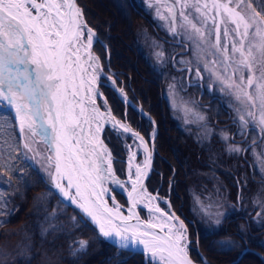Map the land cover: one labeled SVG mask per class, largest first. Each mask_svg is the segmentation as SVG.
<instances>
[{
  "label": "snow or ice",
  "instance_id": "1",
  "mask_svg": "<svg viewBox=\"0 0 264 264\" xmlns=\"http://www.w3.org/2000/svg\"><path fill=\"white\" fill-rule=\"evenodd\" d=\"M160 3L149 0L148 6L156 7L174 38L179 30L195 45L205 61L203 71L234 96L241 134L249 125L264 133V8L257 11L252 0H175L164 5V15ZM94 37L76 0H0V106L15 109L24 149L31 152L35 144L25 133L40 137L54 188L100 235L114 241L118 254L142 246L152 264H193L184 222L174 212L152 205L157 197L144 187L152 161L148 142L116 120L107 101L104 111L96 104L103 68L91 51ZM156 55L163 58L162 52ZM196 75L202 78L199 67ZM169 87L175 95V85ZM120 92L123 95V89ZM108 123L120 135L130 133L146 153L142 165L135 163L138 152L129 146L127 181L116 176L112 154L100 138ZM229 151L244 149L235 146ZM110 185L127 191L128 215L115 197L109 206ZM144 200L149 216H158L160 223L140 220L135 209ZM55 218L53 213L49 219ZM85 246L81 241L75 251Z\"/></svg>",
  "mask_w": 264,
  "mask_h": 264
},
{
  "label": "trees",
  "instance_id": "2",
  "mask_svg": "<svg viewBox=\"0 0 264 264\" xmlns=\"http://www.w3.org/2000/svg\"><path fill=\"white\" fill-rule=\"evenodd\" d=\"M111 1L119 12L125 10L131 19L138 17L132 23L131 34L127 35L128 47L121 44L119 36L114 35L117 22L95 14L90 9L89 0H77L86 21L100 38L96 40L95 47L97 46L96 52L101 56L103 64H106L107 70L110 68L116 73L117 84L124 88L131 100L140 104L155 121L157 131L154 139V169L146 183L148 189L150 191L157 189L160 195L168 196L177 214L185 220L191 239L190 253L196 261L202 264H246L251 260L257 264H264L252 251H246L234 262L245 241L264 252V245L253 241L247 232L251 214L249 212H253L248 211L251 204L244 206L241 203L239 207L237 204L239 186L236 182L238 179L236 170L240 168H235L233 158H227V153H219L221 145L216 136L208 141L198 138L189 132L186 124L182 126L173 116L163 94L161 82L156 78L152 61L141 47L140 39L133 33L135 26L138 25L137 19L142 18V15H139L140 7L132 0ZM141 77L145 79V83ZM101 89L116 116L121 119L126 117L147 139L152 136V121L130 103L125 104L111 86L104 84ZM5 118L12 130L9 136L15 139L17 145L12 119L10 116ZM165 130L171 138L172 134L174 137L181 136L184 143L177 144L171 151L168 148V135H164ZM113 133L106 129L104 136L115 157V171L120 177H124L126 151L117 135ZM186 146L192 151V155ZM172 154L180 161L183 169L173 159ZM187 154L191 155L188 167L183 165L185 160L189 162ZM244 167L245 164L243 169ZM192 169L198 172L193 174L190 172ZM0 172L7 177L4 179L2 176V179L6 180V200L11 204V212L0 224V252L3 253L0 264H146L142 253L124 251L118 254L116 246L105 241L76 209L64 204L52 188L20 158L17 147L16 151L14 149L10 151L6 161L0 155ZM239 183L241 201L247 192L245 190L242 193L246 188L240 177ZM192 186L195 194L201 199L209 200L213 203L212 206L223 200L225 205L232 209L228 217L235 211L247 216L249 220L242 217L244 221L242 220L241 224L233 219L227 221L228 217H225V222L223 220L224 223L220 227L205 228L204 223L199 220L201 216L198 213L199 209L197 215L193 213ZM115 195L121 200V193L116 191ZM56 204L65 206L68 219L64 224L57 222L53 230L46 228L45 217ZM73 215L75 218L71 217ZM234 224L236 228L232 226ZM44 229L48 231L45 233ZM237 230L242 235H239ZM81 241L86 242V246L77 252L75 250L80 248ZM200 251L208 259V263L201 259Z\"/></svg>",
  "mask_w": 264,
  "mask_h": 264
},
{
  "label": "rangeland",
  "instance_id": "3",
  "mask_svg": "<svg viewBox=\"0 0 264 264\" xmlns=\"http://www.w3.org/2000/svg\"><path fill=\"white\" fill-rule=\"evenodd\" d=\"M89 1H90L89 2L90 9L94 11L95 14L103 18L107 17L110 20L112 19V21L117 22V27L114 30V35L119 36L121 44L128 47L129 43H128L127 35L129 36V34H131L130 31L132 29V23L138 17L136 16V18L133 17L131 19V17H129L126 14L125 10H123L122 12L121 11L119 12L115 4L111 0H89ZM135 1H141V0H135ZM142 1H143L142 5L145 9L143 10V12L146 11V13L144 15L139 13L140 16L142 15L141 16L142 18L141 20L137 19L138 25L136 24L137 27L135 26L133 33L135 34V36H137V38L140 39L141 47L144 49L145 54L148 55L149 59H151L152 61V64H153L152 66L154 68L156 78L161 82L163 94L171 107L173 116L178 119L179 123L182 126L186 124V126H188L189 128V132L193 133L198 138H203L208 141L210 140V138L213 139L214 136L217 137L216 138L217 141H219L220 145L223 147V148L221 147V149L219 147L218 149L219 153L223 154L225 151V153H227V158H231V159L233 158V163L235 162V168L236 169L240 168V170H236L238 171V173L239 171H241V174L237 175V178H238L236 181L237 184L239 182V177L241 178V182L243 185H247V182L248 183L252 181L254 182V186L248 187V189L250 190V194L247 196V193H246L242 197L241 203L244 206L250 203L251 208L248 211L255 210L254 212H258L262 214L263 222H262L261 229H263L262 230L263 233L262 235H259L258 239L256 238L255 241L260 242V243L262 242L264 244V184L262 183V181L264 182V162H262L261 160V157H264V133H261L260 129L256 127L255 125H249V127L243 131V134L244 132L248 133V137H246L245 139L241 140V142L238 143L237 141H233V139H237V140L242 139L243 134H241L240 131L234 132L233 131L234 127L232 125L227 126V127L222 126L221 124H223L224 121H221V120L216 121V122L212 121V116H210V114L206 110L207 108L206 106H208V104L210 105L216 104L217 108L216 109L213 108V110L217 112L216 114H218V111H220L222 112L220 115H222L224 118L226 117L225 116L226 113L223 111L220 105L221 96H218V94H216L217 98H212L211 96H209L211 94L202 93L199 99H197V93H198L199 87L196 89L195 86H192V87L187 86L186 75L189 71V68L187 66L181 67L184 64H190L191 65L190 80L197 79L199 82L201 81L203 82L202 85L205 88H207L208 86H212L214 87V90L216 89L219 92L222 91L219 83H216L214 85L213 84L214 78L210 79L209 73L203 71L204 63H205L203 55L195 51V45L191 44L190 41L184 39L182 32H180L179 30L177 34L181 36L180 37L182 39L181 44L177 45L176 43H173L172 40L175 39L176 36L174 38L171 32L169 31L168 23L158 18L156 7L148 6L149 0H142ZM153 2H155V0H153ZM172 2L174 3L175 0H161V3L157 6L160 7L161 12L164 15H167V9L164 7V5L172 4ZM252 2H253V6L257 8V11H260L262 8H264V0H252ZM92 29L97 35V32L95 31V29L94 28ZM92 48H93V52L95 53V55L100 58V64L103 68V75L101 76V79H100L101 86H103L104 84L113 86L112 80L113 79L117 80L116 75H115L116 73L114 71L109 72L107 70L108 67L107 68L105 67L106 64H103L101 56L98 55L96 52L97 46L95 47V40L93 42ZM184 49H187V51L184 52L183 51ZM158 52L163 53L162 59L157 57L156 53ZM178 52H184V53H178ZM207 59L210 61L212 60V57L209 55ZM181 60H183L184 63H180ZM198 67L201 70L202 78H198L196 75V70ZM109 77H111V79H109ZM141 79L145 83V79L142 77ZM170 85H175V95H173V90L170 89L169 87ZM208 99H210V101ZM205 101H208V102L205 103ZM223 103L224 102H222V104ZM225 103H227V105L231 108L234 107L236 111L237 101L235 100L234 96L228 94L227 102ZM229 104H231L232 106H230ZM99 105L101 108L105 109V104L103 102H99ZM1 116L7 117V112L3 106H0V117ZM197 116H202L203 119L202 120L197 119ZM234 116H237L236 112L234 113ZM234 116L232 115V118H234ZM7 126L8 125H6L5 123L3 124L2 121H0V155L4 161H6L7 154H9V151L13 148V147H9V145H13V143H12V139H10L8 136L7 130L5 129L7 128ZM109 130L112 133L114 132L113 133L114 135H117L115 133L116 131H114L113 129H109ZM165 131L166 132L164 135L167 136L168 132L167 130ZM232 133H233L232 135L233 139L231 140ZM124 135L125 134H122V135L119 134L116 137L119 138L121 146H123L125 151H127V158H126L127 159L126 173H127L129 146H131L132 151L138 152V155L135 160L136 163L143 164L144 158H143L142 148L137 147L138 145L137 141L136 140L134 141L132 138H128ZM225 135H227L228 137L227 140L223 138ZM106 136H107V133H106ZM109 136L110 135L108 134V138ZM124 138L125 140H123ZM176 139H178V141H176ZM168 142H169L168 148L171 151L177 146V144L180 145L181 143H184L183 138L181 136L174 137L173 134H172V138L171 136L168 135ZM249 142H252V143L255 142V143L251 146H248L243 153L242 151L240 152H230L229 151V147L239 146L243 148L244 144L245 143L248 144ZM186 148L188 149V146H186ZM188 152H190L192 155V151L190 149H188ZM188 155L189 154H187L186 156H187V161L189 162H186L185 160V163H183V165L187 167L190 165V160H191V155H189V157ZM245 155H246V159L250 160V163H252L251 164L252 178L248 174L249 168L244 170L246 168L244 167L243 169V166L245 164L243 158L245 157ZM172 156H173V159L178 162V165L180 166V168L183 169L177 157L174 154H172ZM229 167L230 165L228 166L227 169H229ZM134 171H135V168L133 167L132 169L133 174H134ZM190 172H193V174H195V172L197 173L198 171H194L192 169V171ZM2 176L4 177V179H7V177L2 172H0V222H3L8 217L9 213L11 212V204L6 200V188H5L6 180L2 179ZM129 186L130 184H128V187ZM111 189L112 191L114 190V192H116L115 187L112 185H111ZM191 189L193 190L192 191V199H193L192 209L194 210L193 213L196 214L200 207L206 214L210 215V217L208 218L206 217L203 218L202 215L199 218L200 222L204 223L205 228L212 229V228H218L221 225H223V220L229 213H231L230 211L232 209H229V207L225 205L223 200H221L219 204L216 203L215 206H212L213 203H211L209 200L206 201L205 199H201L198 195L195 194L194 186H192ZM156 190L157 189H155L152 192H156ZM121 195H122L120 197L121 200L118 199V197H117V200L125 204V202H122L123 200L125 201V197L123 196V194ZM157 202L162 203V204L165 203L164 206H166L167 208L166 199L158 197ZM229 206L231 205L229 204ZM141 211H142V214L146 218H149V219L151 218L149 216L148 210L142 208ZM53 213H55L56 218L54 220H51L49 218L51 217ZM63 215H64L63 218H66L65 220H63L62 218ZM67 215L68 213H66L65 211V206L56 204V206H54L51 212H49L45 217L47 220L46 228H51L50 225H55L57 222L64 224L65 221L68 219L66 217ZM71 217L75 218V215ZM242 217L244 216H237V218L233 220L239 221V223L243 224L244 219ZM52 221H55V222H52ZM253 224L254 223L251 222V218H250L249 224L247 225V227H249L247 232L252 235H253ZM232 226L236 228L235 224ZM2 257H3V253L0 252V260H3ZM246 264H257V263L249 260L246 262Z\"/></svg>",
  "mask_w": 264,
  "mask_h": 264
},
{
  "label": "bare ground",
  "instance_id": "4",
  "mask_svg": "<svg viewBox=\"0 0 264 264\" xmlns=\"http://www.w3.org/2000/svg\"><path fill=\"white\" fill-rule=\"evenodd\" d=\"M77 2V1H76ZM77 5H78V2H77ZM83 12V11H82ZM83 19H84V21H86L85 20V17H84V15H83ZM87 23V22H86ZM94 40H95V37H94ZM85 42H86V40H85ZM91 51H92V54L94 55V56H96L95 55V53L93 52V50L91 49ZM100 79H101V77H100ZM100 79H99V81H98V83H97V87L99 86V83H100ZM114 80H112V82H113ZM113 86L116 88V95L125 103V102H127V101H130V102H132V100L129 98V96H128V94L126 93V91L123 89V95L121 94V92H120V87H118V85L116 84V82H115V84H113ZM125 96H126V99H125ZM97 102H98V98L96 99V104H97ZM109 106H110V110L112 111V113H113V110H112V107H111V105H110V103H109ZM114 114V113H113ZM116 120H118V121H120L121 123H123V124H125L124 123V120L123 119H121V118H119V119H116ZM108 126H110L111 128H112V125H111V123H108L107 124ZM119 131H123V129H120ZM101 134V133H100ZM137 141V143L139 144V141L138 140H136ZM103 143H104V145H106V143L104 142V140H103ZM107 146V145H106ZM108 148V147H107ZM109 150V149H108ZM110 151V150H109ZM251 164L252 163H250V160H248V161H246L245 162V169L244 170H246L247 168H249L248 169V174H249V176L252 178V176H251V174H252V169H251ZM142 165V164H141ZM135 168V167H134ZM134 173H135V171H134ZM241 174V171L238 173V175H240ZM257 180V179H256ZM127 181V180H126ZM262 183H264L263 181H262ZM112 186H114V187H116V188H119L118 186H115V185H112ZM244 186V188H246V189H243V191H242V193H244V191L246 190V192H247V196L250 194V190L248 189V187H252V186H254V182L252 181V182H247V185H243ZM110 187V191H109V193H107L106 194V198L108 199V197L111 195V197H115L114 196V194H113V191H112V189H111V185L109 186ZM130 187H131V185H130ZM130 187L128 188V190H130ZM146 188V187H145ZM146 190H147V193H149V194H151L150 193V191L146 188ZM122 191H123V194L126 196V197H128L127 196V191L126 190H124V189H122ZM152 195V194H151ZM153 196V195H152ZM248 199H249V197H248ZM145 204H148V201L147 200H144L142 203H140L138 206H137V209H140V208H144V209H146V210H148L149 211V208H147V207H145ZM152 205H158L159 206V204L157 203V201L156 200H154V201H152ZM207 206V205H206ZM160 207V206H159ZM161 209H162V207H160ZM212 209V208H211ZM199 213L202 215V217L204 218V217H206V218H208V217H210V215L209 214H206L200 207H199ZM231 212V211H230ZM233 214H235V215H232L231 217H228L229 215H230V213L226 216V217H228V219H227V221H230L231 219H235V218H237L236 217V213H235V211H234V213ZM153 222H155V223H160L161 221H160V219L158 218V216H152L151 218H150ZM149 219V220H150ZM179 219L180 220H182L183 222H184V224H185V226H186V228H187V235H188V238L190 239V236H189V231H188V225L186 224V222H185V220L184 219H182V218H180L179 217ZM205 222V221H204ZM224 223V222H223ZM256 227V225H254L253 224V235L251 236L250 235V237H251V239L253 240V241H255L256 240V238L258 239V236L259 235H262V229H261V226H260V229H254ZM260 230V231H259ZM239 235H242L238 230L236 231ZM255 234V235H254ZM189 242H190V240H189ZM245 248H247L245 251H243ZM246 251H252V252H254V253H256L257 254V252L256 251H259L261 254H262V257L260 256V255H258L262 260H263V262H264V252L263 251H261L259 248H257V247H254V246H250L246 241H245V245L243 246V248L241 249V251H240V253H239V255L234 259V262H236V261H238L241 257H242V255L246 252ZM189 255H190V257L193 259V260H195L194 259V257L191 255V253H190V248H189ZM200 255H201V259L205 262V263H208V259L202 254V252L200 251ZM148 260H150L151 261V258H150V256H147L146 257ZM196 261V260H195ZM196 262H198V261H196ZM199 264H202V263H200V262H198Z\"/></svg>",
  "mask_w": 264,
  "mask_h": 264
},
{
  "label": "flooded vegetation",
  "instance_id": "5",
  "mask_svg": "<svg viewBox=\"0 0 264 264\" xmlns=\"http://www.w3.org/2000/svg\"><path fill=\"white\" fill-rule=\"evenodd\" d=\"M193 84H196V81H194L193 82ZM220 94L221 95H218V96H221V102H220V105H221V107H222V109H223V111L226 113V117L224 118L222 115H220L222 112H220V111H218V114H216L217 112L216 111H214L213 110V108H217V106L215 107L214 105H208V106H206L207 108H206V110H207V112L210 114V116H212V121L213 122H216V121H224V123L223 124H221L222 126H225V127H227V126H230V125H232L233 127H234V129H233V131L234 132H237V131H240L239 130V119H238V116H234V113L236 112L235 111V109H234V107H229L228 105H227V103H225V102H227V97H228V92H225V91H220ZM200 95H201V93H200ZM222 102H224L223 104H222ZM225 104V105H224ZM219 105V106H220ZM227 105V106H226ZM230 106H232L231 104H229ZM222 111V110H221ZM237 113V112H236ZM232 115L234 116V118H232ZM230 117V118H229ZM229 118V119H228ZM228 119V120H227ZM207 120V119H206ZM226 120V121H225ZM221 123V122H220ZM232 135H233V133L231 134V139H233L232 138ZM246 137H248V133L247 132H244V134H243V136H242V139H240V140H237V139H233V141H237L238 143L239 142H241V140H243V139H245ZM252 145V142H249L248 144L247 143H245L244 144V147H243V149H244V151L246 150V148L248 147V146H251ZM244 151H242V153L244 152ZM247 160V159H246ZM248 161V160H247ZM264 184V183H263ZM258 214V213H257ZM237 216H239V215H237ZM236 216V217H237ZM258 215H256V218H258L259 216H262V214L261 215H259L258 217H257ZM253 217H255V215H253ZM258 219H260V218H258ZM256 225V227L254 228V229H260V225L258 224V223H256L255 224ZM261 230V229H260ZM259 230V231H260ZM263 230V229H262Z\"/></svg>",
  "mask_w": 264,
  "mask_h": 264
},
{
  "label": "water",
  "instance_id": "6",
  "mask_svg": "<svg viewBox=\"0 0 264 264\" xmlns=\"http://www.w3.org/2000/svg\"><path fill=\"white\" fill-rule=\"evenodd\" d=\"M77 3V2H76ZM79 7V6H78ZM96 35V34H95ZM101 98L104 100V101H107L106 100V98H105V96L104 95H102L101 94ZM107 108L108 109H111L110 108V106H109V104H108V102H107ZM101 111H104V110H102L101 109ZM111 113H112V111H111ZM144 113L146 114L147 112H145L144 111ZM112 115L115 117V115L112 113ZM147 116H148V114H146ZM115 119H117L116 117H115ZM124 123L126 124V125H128L133 131H135V132H138L137 130H135L134 128H132L131 127V125L128 123V121H124ZM141 136H143L140 132H138ZM144 137V136H143ZM145 138V137H144ZM145 141H147V139L145 138ZM148 142V141H147ZM152 143H153V140H151L150 141V144L148 143V147H149V150L152 152V161H151V166H150V169H149V174H148V176L150 175V173H151V171H152V169H153V157H154V152L152 151V149H151V147H152ZM145 156H146V153H145ZM117 176V175H116ZM148 176L147 177H145L144 178V187H145V184H146V180H147V178H148ZM118 177V176H117ZM121 181L122 180H125V179H121L120 177H118ZM57 193L59 194V196L63 199V197H62V195L59 193V191L57 190ZM155 196H158V194L157 193H155L154 194ZM126 197V196H125ZM64 200V199H63ZM126 201H127V207H125L124 205H122L121 203H119L118 201H116V203H118L119 205H121L122 206V211H123V214L124 215H128V209H129V201H128V197H126ZM65 202H67L69 205H71L70 204V201H65ZM107 202H108V204H109V206H112V204L111 203H109V201L107 200ZM71 206H73V207H75L76 208V206L75 205H71ZM78 210V209H77ZM79 211V210H78ZM135 211H137V213H138V215H139V217H140V220L141 221H149V220H146V219H144L142 216H141V214H140V212H139V209H135ZM170 212H174L175 213V211L173 210V208L170 206ZM176 214V213H175ZM176 216H178L177 214H176ZM90 223H91V221H90V219H87ZM133 223H135V221H133ZM92 224V223H91ZM93 225V224H92ZM94 226V225H93ZM95 227V226H94ZM95 229L97 230V232L99 233V229L98 228H96L95 227ZM158 231V230H157ZM100 234V233H99ZM102 236V235H101ZM103 237V236H102ZM106 241H108V242H110V243H112V244H114V241L113 240H111V239H108V238H105V237H103ZM188 240H189V238H188ZM115 245V244H114ZM141 247L142 246H140V247H137L135 250H133V249H131V248H129L128 250L129 251H132V252H134V251H138V252H141V253H143L142 251H141ZM247 248H245L243 251H245ZM257 252V254L258 255H260L261 257H262V254L259 252V251H256ZM144 254V253H143ZM145 255V254H144ZM146 256V255H145ZM189 258L193 261V264H199L198 262H196L195 260H193L191 257H190V255H189Z\"/></svg>",
  "mask_w": 264,
  "mask_h": 264
}]
</instances>
